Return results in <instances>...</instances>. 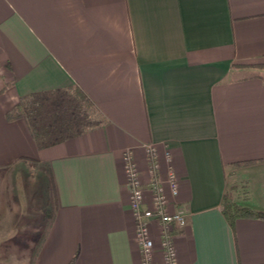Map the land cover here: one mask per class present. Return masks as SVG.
I'll return each instance as SVG.
<instances>
[{"label":"crops","instance_id":"obj_1","mask_svg":"<svg viewBox=\"0 0 264 264\" xmlns=\"http://www.w3.org/2000/svg\"><path fill=\"white\" fill-rule=\"evenodd\" d=\"M74 88L99 126L40 148L5 118L23 97ZM149 147L159 181L178 182L167 209L186 213L176 264H264V220L223 213L225 197L264 211V0H0V167L43 163L56 195L33 264L141 263L125 155L149 206ZM160 230L151 221L154 264ZM16 236L0 235V256L26 264L34 241Z\"/></svg>","mask_w":264,"mask_h":264},{"label":"trees","instance_id":"obj_2","mask_svg":"<svg viewBox=\"0 0 264 264\" xmlns=\"http://www.w3.org/2000/svg\"><path fill=\"white\" fill-rule=\"evenodd\" d=\"M5 118L7 121L23 118L40 148L99 126L103 121V117L95 105L77 88L71 91L36 93L23 97L6 112ZM26 160L30 163L33 162L30 159ZM48 174L52 191V204L44 210L43 216L46 220L43 232L27 264H33L39 246L44 240L55 214L56 195L49 169ZM223 213L230 222L238 217L264 220V211L233 203L226 197L224 198ZM72 262L73 260L69 264Z\"/></svg>","mask_w":264,"mask_h":264},{"label":"built area","instance_id":"obj_3","mask_svg":"<svg viewBox=\"0 0 264 264\" xmlns=\"http://www.w3.org/2000/svg\"><path fill=\"white\" fill-rule=\"evenodd\" d=\"M146 152L151 173L147 186L151 194L149 206H145V188L140 181L132 157L128 153L125 155L129 204L135 220L136 239L142 255L140 264H154V244L150 235L151 221L160 223V247L164 264H176V252L171 231L174 226L182 227L186 224V213L181 206L175 207L172 211L167 208L170 204H175L171 199H176L178 195V182L174 172L170 170L166 188L156 176L155 150L153 147H149Z\"/></svg>","mask_w":264,"mask_h":264},{"label":"rangeland","instance_id":"obj_4","mask_svg":"<svg viewBox=\"0 0 264 264\" xmlns=\"http://www.w3.org/2000/svg\"><path fill=\"white\" fill-rule=\"evenodd\" d=\"M47 176L43 163L31 164L22 160L6 168L0 167V235L9 233L10 237L15 234L18 238L24 233L27 238L30 236L34 242L31 246L33 248L29 249V258L39 243L40 235L43 232L46 220L43 213L46 205L49 204L50 207L52 204V191ZM5 193L9 194V201L5 200ZM19 193H27L30 205L27 209L22 210L19 207L20 203H23L22 199H18ZM24 222H27V227L33 229L34 232H28L30 230L28 228L27 231H24ZM18 225L19 228H17ZM3 253L6 254V252ZM0 260V264H7V262H9L8 264H15L13 262L19 260V255L11 252L10 256L4 260L0 256Z\"/></svg>","mask_w":264,"mask_h":264}]
</instances>
